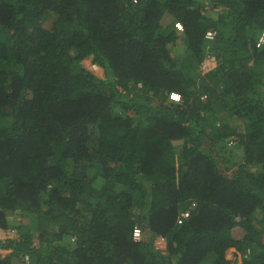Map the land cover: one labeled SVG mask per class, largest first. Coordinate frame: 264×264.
<instances>
[{
    "label": "trees",
    "instance_id": "1",
    "mask_svg": "<svg viewBox=\"0 0 264 264\" xmlns=\"http://www.w3.org/2000/svg\"><path fill=\"white\" fill-rule=\"evenodd\" d=\"M263 30L264 0H0V264H264Z\"/></svg>",
    "mask_w": 264,
    "mask_h": 264
},
{
    "label": "built area",
    "instance_id": "2",
    "mask_svg": "<svg viewBox=\"0 0 264 264\" xmlns=\"http://www.w3.org/2000/svg\"><path fill=\"white\" fill-rule=\"evenodd\" d=\"M177 25H179V24H177ZM215 36H216V31L213 29L206 30V32L204 34V38L207 41L213 40L215 38ZM255 46H256V48L264 47V30L261 31ZM188 217H189L188 211L181 213L179 218L177 219V224H179V225L182 224ZM140 237H141V230L135 226L133 228V240L138 241L140 239ZM164 244H165V241L163 238H159L158 240L155 241V247L157 249H162L164 247ZM249 253H250V250L248 249L246 254H249Z\"/></svg>",
    "mask_w": 264,
    "mask_h": 264
},
{
    "label": "rangeland",
    "instance_id": "3",
    "mask_svg": "<svg viewBox=\"0 0 264 264\" xmlns=\"http://www.w3.org/2000/svg\"><path fill=\"white\" fill-rule=\"evenodd\" d=\"M215 16V15H214ZM174 28L178 30L179 25H177V23L173 24ZM207 53V52H206ZM209 55H207L208 57ZM171 101L174 103H179L180 102V98L177 96H172L171 97ZM242 151L241 150H237V154L241 155ZM6 255V253H1L0 254V258H3ZM225 257L228 261L231 262V264H242L241 261V256L239 255L238 252H236L234 249H228L225 252Z\"/></svg>",
    "mask_w": 264,
    "mask_h": 264
},
{
    "label": "clouds",
    "instance_id": "4",
    "mask_svg": "<svg viewBox=\"0 0 264 264\" xmlns=\"http://www.w3.org/2000/svg\"><path fill=\"white\" fill-rule=\"evenodd\" d=\"M214 30V29H213ZM206 32V31H205ZM216 34H217V32H216ZM216 37V36H215ZM214 40V39H213ZM212 41V40H211ZM140 86V85H139ZM190 215V214H189ZM136 227H138L140 230H141V237H140V239L138 240V241H134L133 240V229H132V233H131V239H132V241L133 242H140L141 240H142V238H143V232H142V228L140 227V226H138V225H135ZM159 238H163L164 239V241H165V244H164V247L162 248V249H157L156 247H155V241L156 240H158ZM152 246L154 247V250L155 251H158L160 254H162V255H165L166 254V248H167V241H166V238L164 237V236H162V235H155L154 236V238H153V240H152ZM237 252V251H236ZM239 255H240V253H239Z\"/></svg>",
    "mask_w": 264,
    "mask_h": 264
},
{
    "label": "water",
    "instance_id": "5",
    "mask_svg": "<svg viewBox=\"0 0 264 264\" xmlns=\"http://www.w3.org/2000/svg\"><path fill=\"white\" fill-rule=\"evenodd\" d=\"M181 141H175V142H173V144H176V143H180ZM12 264H16V261L15 260H13V262H12Z\"/></svg>",
    "mask_w": 264,
    "mask_h": 264
}]
</instances>
